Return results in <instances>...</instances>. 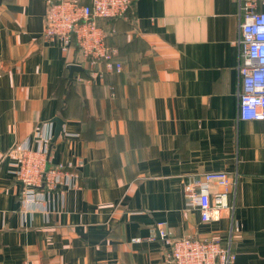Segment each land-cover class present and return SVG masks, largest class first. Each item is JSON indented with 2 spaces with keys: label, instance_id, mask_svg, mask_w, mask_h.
<instances>
[{
  "label": "crops",
  "instance_id": "0c3cea01",
  "mask_svg": "<svg viewBox=\"0 0 264 264\" xmlns=\"http://www.w3.org/2000/svg\"><path fill=\"white\" fill-rule=\"evenodd\" d=\"M51 1L0 0V264H163L158 224L264 264V121L238 115L239 0H134L102 22L123 69L101 77L70 76L78 50L44 38ZM55 118L51 163L78 185L27 204L10 152L37 150ZM206 172L233 179L209 222L184 195Z\"/></svg>",
  "mask_w": 264,
  "mask_h": 264
},
{
  "label": "built area",
  "instance_id": "2783aa9c",
  "mask_svg": "<svg viewBox=\"0 0 264 264\" xmlns=\"http://www.w3.org/2000/svg\"><path fill=\"white\" fill-rule=\"evenodd\" d=\"M264 0H239L238 115L245 121H264ZM134 0H52L49 3L43 29L44 38L65 53L76 48L81 56L78 66L92 76L101 77L97 69L103 65L111 73H119L123 66L118 51L107 43V33L98 24L100 19L124 18ZM45 129V131H44ZM38 135L39 148L32 150L18 145L11 155L18 159L16 177L23 186L25 203H42L45 194L75 188L79 174L77 167L53 165L50 152L53 127L45 124ZM72 169V170H70ZM233 179L227 172H206L185 184L186 206L197 208L203 222L213 219L215 210L230 209L227 196ZM216 186L223 191H214ZM166 251L163 264H234L236 255L221 244V238L193 239L178 237L162 224L155 228ZM136 238L134 241L139 242Z\"/></svg>",
  "mask_w": 264,
  "mask_h": 264
},
{
  "label": "water",
  "instance_id": "95a60500",
  "mask_svg": "<svg viewBox=\"0 0 264 264\" xmlns=\"http://www.w3.org/2000/svg\"><path fill=\"white\" fill-rule=\"evenodd\" d=\"M68 68L70 70V76H72L74 72H81L83 70L80 66L77 65H70ZM52 122L55 123V132H54V137L52 139V143H54L57 141V139L63 132L64 121L60 118H55L52 120Z\"/></svg>",
  "mask_w": 264,
  "mask_h": 264
},
{
  "label": "trees",
  "instance_id": "16d2710c",
  "mask_svg": "<svg viewBox=\"0 0 264 264\" xmlns=\"http://www.w3.org/2000/svg\"><path fill=\"white\" fill-rule=\"evenodd\" d=\"M114 19H116V18L100 19V20L98 21V24L102 27V22H103L104 20H114ZM83 71H85V70H83ZM73 78H74V77L70 78V76H69V78H66V79L64 80V83H65V81H66V85H67V84L70 85V84L74 81ZM52 145H53V144H52Z\"/></svg>",
  "mask_w": 264,
  "mask_h": 264
}]
</instances>
